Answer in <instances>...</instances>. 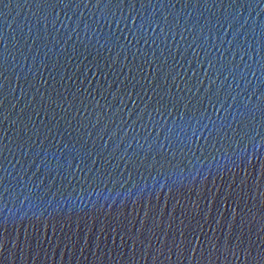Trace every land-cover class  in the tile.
<instances>
[{
	"label": "water",
	"instance_id": "obj_1",
	"mask_svg": "<svg viewBox=\"0 0 264 264\" xmlns=\"http://www.w3.org/2000/svg\"><path fill=\"white\" fill-rule=\"evenodd\" d=\"M216 2L218 6L209 3L185 8L184 0H152V6L143 9L137 3L130 15L126 6L105 11L81 3L79 8L53 9L37 8V0H0V42L7 45L9 57L7 79L0 89L4 113L0 139L8 145L4 148L6 172H0L6 175L4 185L8 188L7 192L0 189V264H261L264 144H260L259 136L255 141H241L231 133L227 138L214 136V147L211 143L204 146L202 137L200 147L177 151L176 158L163 169L150 167L154 152L140 163L139 156L148 152V145L144 144L141 151L133 137L141 144L149 130L155 137L153 125L159 127L165 118L171 122L167 112L162 117L153 111L151 122L146 112L126 137L124 130L131 120L124 119L122 129L109 138L124 113L133 111L135 118L142 107L139 98L147 101L148 80L156 87L161 75L153 72L155 64H144L140 53L145 50L149 57L155 51L157 63L167 59L169 66L175 64L180 76L192 82L193 70L203 77L198 60L206 66L208 55L219 58L223 54L231 60L235 53L234 63L239 65L236 79L229 76L224 81L223 75L220 77L224 82L222 94L231 86L225 108L237 93V104L241 99L256 103L264 92V0H236L232 7V0ZM141 15L155 17L159 26L146 23L141 29ZM225 15L227 23L223 22ZM165 16L169 26L179 21L174 36L165 27ZM217 19L222 23L212 27L211 33L205 28L208 42L196 49L197 57L193 54L195 45L188 47L197 33L185 30V21L191 28L205 20L215 25ZM108 21H112L110 27ZM145 31L149 37L160 38L155 43L148 38L147 44L143 38L139 43L132 39V32L142 36ZM110 33L120 36L125 52L117 55L119 49L114 48L97 53L94 47H84L88 42L95 45L97 38L102 40ZM197 42L203 43V37ZM74 45L78 49L75 56L71 52ZM65 47L67 50L61 51ZM136 49L140 52L134 58ZM167 85L175 94L171 76ZM148 95H152L151 89ZM97 102L103 107L95 109ZM152 103L155 105V100ZM104 107L108 115L117 116L113 123L105 122L110 124L108 132L99 138V128L91 125L96 121L95 112L103 114ZM120 108L124 112L119 115ZM234 108L229 110V122ZM81 116L88 127L81 128L80 133H92L89 151L93 156L105 143L108 148L95 163L87 161L91 171H80L73 160V176L57 173L59 154L54 158L56 149L49 144L59 143L62 148L66 142L75 143ZM259 119L257 113L256 124ZM66 120H71L72 126ZM141 125L146 128L141 129ZM48 129H52L50 135ZM41 141L43 149L50 152L41 151ZM134 152L139 155L133 157ZM130 157L135 164L127 163ZM45 158L51 172L41 164Z\"/></svg>",
	"mask_w": 264,
	"mask_h": 264
},
{
	"label": "snow or ice",
	"instance_id": "obj_2",
	"mask_svg": "<svg viewBox=\"0 0 264 264\" xmlns=\"http://www.w3.org/2000/svg\"><path fill=\"white\" fill-rule=\"evenodd\" d=\"M236 0H232V4L229 7L234 5ZM83 3L85 7L91 5L96 9H104L105 11H110L111 9H122L125 6L128 8L129 14L131 15L133 11L137 7V3L141 9L152 6V0H37L36 7L37 8H79L80 4ZM211 3L213 6H218L216 0H184V7H199V6H207ZM223 3L221 2L220 5ZM164 7L163 4L160 5ZM171 7L175 8L176 4L171 3ZM112 18L115 19V13H112ZM45 21L47 18H44ZM123 19V17H122ZM112 21H108L109 27L111 26ZM165 27H169L170 32L175 35V30L179 27V21L174 25L169 26L167 24V16L164 17ZM223 22H228V16L225 15L223 17ZM53 21V26H54ZM136 23V17L133 16L132 24ZM157 25L159 26L160 21L155 19V17H144L140 16V27L143 29L145 24ZM222 23L221 19H217L215 25H211L210 20H205L203 25L199 27L197 25H192L191 28L188 27L187 21H185L184 28L189 33H197L196 36L193 37L192 43L189 44V48H193V54L197 57L199 53L196 51L197 48H202L208 42V35H204L205 28H208L209 33H211V28L216 25H220ZM231 26V24H229ZM89 26L85 25L87 29ZM117 27L119 25L117 24ZM102 32V29H100ZM95 34L96 29H93ZM160 33L162 36L167 37V34L164 31V28L160 29ZM132 39L136 40L139 43V39H145V43L147 44V39L152 38L153 43L158 40L159 36L149 37L148 33L145 31L143 35L136 32H132ZM203 37V43H198L199 37ZM72 37L68 36V40H71ZM127 40V37H125ZM79 42V38H78ZM223 43V41H221ZM87 49L95 48L97 53L102 52L104 49H108L111 51L114 48H118L119 51L117 55L125 52L126 45L122 44L120 41V36L115 33H110L106 36H103V39L97 38L95 45H92L91 42H88L84 45ZM0 89L3 88V80L7 79L5 76V72L8 71L7 63H8V49L7 45L3 42H0ZM66 47L62 48L61 51H66ZM239 51V48L237 49ZM77 47L74 45L71 49L72 55L75 56L77 54ZM210 51V49H209ZM140 50L136 49L133 51L134 58ZM140 55L144 58L145 65H153L156 67L153 69V72L159 71L161 73L160 77L156 80V87H151L152 81L148 80L147 84L149 85L148 89H151L152 95H148V89H145V95L147 96V101H144L142 97L141 100L142 107H139V111L135 113V118L133 119L134 112L128 111L124 113V117H122L119 122L117 130L111 132L110 139L117 135V132L122 129L124 119L131 120V125L127 130H124V136L128 135V131L132 130L138 121L143 119L144 114L147 112L149 115V121L151 122V117L153 111L156 114H159L163 117L164 112H167L168 116L171 117V122L169 123L168 119L165 118L163 124H160L159 127L153 125V128L156 131L155 137L152 135V131L149 130L147 134L142 137L143 144H141L140 139L133 137L135 140L138 149L143 150L144 144L148 145V152L144 153V155L139 156L140 163H144L150 153L154 152L155 155L151 159L150 167H156L159 165L161 169L164 168L165 163H171L172 159L176 158L177 151L184 152L185 149L191 151L194 147H200V140L203 137L204 146L214 147L215 143L212 138L215 137H223L227 138L229 133H231L233 138L239 137L241 141L249 140L255 141L257 136L260 137V144H264V92H261L259 96H257L256 103H251L249 100L241 99L237 104L236 100L240 93H237L235 96H232V103L228 104V108H225V104L228 103L229 96L231 95V86H229V92L227 94H222V89L224 88V82L220 81V77L223 75L224 81L228 79L229 76H232L233 80L236 79L235 73L237 72L239 65L234 63L235 53H233V59L226 60L223 54L217 58L216 56L209 57L206 56L207 64L205 66L204 62L198 60L201 64V68L204 69L203 77H198V72L193 70L192 75L195 77V82H192V79L188 80L184 79V76H180V73L176 71V65H168L167 59H163L161 63H157V57L155 55V51L152 56H148L147 50L140 53ZM160 56L164 57V52H160ZM127 58V56H125ZM243 59V56H241ZM43 63V61L41 62ZM115 63V61H113ZM123 67V65L121 66ZM131 70V69H130ZM261 71L264 72V67H261ZM175 72V75H173ZM187 75V72H185ZM241 75L243 73L241 72ZM169 76L172 77L173 84L176 85V92L173 94L170 86L167 85V81ZM177 77L180 79V83H177ZM205 78H207L208 83L205 85ZM135 80L136 78L133 77ZM219 81V83H218ZM181 84L183 87L181 88ZM34 87V85H32ZM193 88H195V92H193ZM159 89V91H157ZM203 89V91H201ZM39 92V89H37ZM183 93V94H182ZM255 94V92L253 93ZM34 98V97H33ZM65 99H67L65 97ZM94 99V98H93ZM155 100V105H153L152 101ZM41 101L43 102V96L41 95ZM123 102V101H122ZM83 103V102H82ZM159 105V107H156ZM233 105H235L234 111L232 112V122L228 121L229 110L233 109ZM103 107L98 102L95 105V109H99ZM110 107V106H109ZM3 93L0 92V117H3ZM35 110V109H34ZM85 110L87 111V107L85 106ZM65 111H70L68 108ZM79 112V109H77ZM124 112V108L119 109V115ZM175 112V115H173ZM260 114L259 123L256 124V114ZM96 121L92 123V127L99 128L96 135L99 138H102L105 133L108 132L109 125L114 122V117L117 116L116 113H113L111 116L108 115V111L104 107V112L101 114L99 111L95 112ZM237 116L239 117L237 119ZM85 117L81 116V119L77 121L79 125L75 131L77 133V138L75 143L66 142L61 145L59 143L49 144V148L54 147L56 152L53 153L54 158L57 153L59 154V158L56 159V169L57 173L63 172L67 176H73L74 171L71 170L73 160L76 161L77 168L80 171H83L84 168H88L87 161L92 159V162L95 163V159L104 153V151L108 148L107 143L103 145V148L96 153V156H93V152L89 151V139L92 136V133L89 132L87 136H83L80 133L81 128H87L88 124L83 123ZM106 121H110V124H105ZM69 126H72L71 120H66ZM159 123V122H157ZM102 125V126H101ZM235 125V127L233 126ZM25 129L28 128L27 124H24ZM146 128V125H141V129ZM239 129V131H237ZM57 131H59L57 129ZM52 133V129H48V135ZM207 133V134H205ZM38 136L39 134H35ZM48 135H45V140H47ZM161 135L163 139L161 140ZM25 136H28L31 139V136L28 135L27 131H25ZM93 143L95 140H92ZM76 144H79L80 147L77 149ZM43 141H41V151H45V153L50 152L51 150L43 149L42 147ZM23 147V145H20ZM33 145H30L32 147ZM131 148V144L128 146ZM4 148H8V145L3 144L2 139H0V172H6L4 169ZM139 153L134 152L133 157H137ZM121 160L124 159L122 155L120 157ZM64 161V163H61ZM135 159L129 158L127 163L135 164ZM42 165H45L46 172H51L53 169L50 165H47L46 158L41 161ZM65 164L67 165L65 167ZM91 171L90 168H88ZM6 175H0V189H3L4 192L8 191V188L4 185V180L6 179ZM28 241H25L27 244ZM262 256H264V251H262ZM261 264H264V259L261 260Z\"/></svg>",
	"mask_w": 264,
	"mask_h": 264
}]
</instances>
